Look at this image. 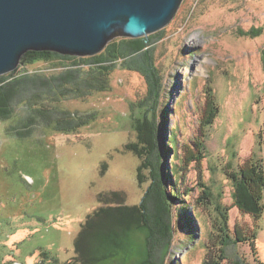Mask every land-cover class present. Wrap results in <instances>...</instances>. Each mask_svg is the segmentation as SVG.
I'll return each mask as SVG.
<instances>
[{
	"label": "rangeland",
	"instance_id": "374dc122",
	"mask_svg": "<svg viewBox=\"0 0 264 264\" xmlns=\"http://www.w3.org/2000/svg\"><path fill=\"white\" fill-rule=\"evenodd\" d=\"M138 39H144L143 52L127 54L126 61L139 72L118 65L111 91L60 104L72 114L96 115L78 133L39 128L43 123L38 121L31 136H15L10 127L25 123L31 114L26 102L14 103V121H0L3 262L53 264L57 258L72 264L81 225L103 206L99 194L123 192L127 205L140 204L150 183L139 185L140 161L124 147L136 142L132 115L148 94L143 72L154 75L157 67L162 78L161 134L166 139L176 136L183 161V173L175 180L182 193L175 214L183 220L177 223L164 264L264 262V216L258 221L235 206V189L226 175L250 159L264 165V0H184L169 25ZM46 67L20 64L17 75L21 79L27 71H56ZM212 103L219 114L207 125ZM174 153L167 164L164 160L165 170L171 169ZM104 163L108 169L103 176ZM203 184L212 190L218 206L206 204ZM219 207L228 209L233 240L237 229L247 237L257 231V254L248 242L230 244L225 255L220 252L224 234ZM183 213L193 218L188 225ZM144 238V233L133 231L121 240L123 250L104 264H137L146 249Z\"/></svg>",
	"mask_w": 264,
	"mask_h": 264
},
{
	"label": "trees",
	"instance_id": "16d2710c",
	"mask_svg": "<svg viewBox=\"0 0 264 264\" xmlns=\"http://www.w3.org/2000/svg\"><path fill=\"white\" fill-rule=\"evenodd\" d=\"M143 41L144 39H117L100 55L86 58L47 51L28 52L22 58V66L45 63L47 69L55 68L56 71L34 73L27 71L29 75L25 73L20 76L21 79L17 75L18 70L7 74L8 76H1L0 121H14V103L26 102L31 114L25 123L10 127L9 131L15 136L22 138L31 136L38 121L43 123L39 128L48 127L63 134L78 133L88 126L96 115L72 114L63 110L60 104L69 99L87 100L94 93L111 91V78L118 65L123 69L139 72L135 67H128L126 60L127 54L131 52L134 54L143 52L145 48ZM157 68L154 69V75L149 73L150 70L143 72L148 84V94L135 105L137 114L132 115L136 142H130L124 147L125 152L133 154L140 161L137 168L139 185L142 187L148 182L150 185L140 204L133 206L126 204L127 195L123 192L114 191L98 195V201L103 206L88 215L81 225V232L74 241L76 255L72 264H94L93 261L96 262L95 264H104L110 258L114 259L123 250L121 240L125 241L133 231L144 233L146 237L144 238L146 249L137 264H164L171 250L175 231L177 232V223L181 224L183 220L180 213L175 214L176 202H182V193L178 190L175 180H178L183 173V161L178 153L176 136L172 135L170 139H166V135L161 134L164 129L159 123L162 113V103L160 105L162 78ZM32 90H35V93L28 97V92ZM40 96H44L45 100L39 101ZM210 110L207 125L213 124L219 114V108L215 103L211 104ZM174 150L172 156L174 163L171 169L165 170L164 160L167 164L168 157ZM107 169L108 164L104 163L103 176ZM226 175L235 189L233 194L235 206L242 213L251 215L258 221L261 220L264 216V165L250 159L236 173ZM203 185L202 187L206 188L202 191L203 198L208 201L206 204L218 206L212 190L206 184ZM219 210L223 217L220 229L224 234L220 252L225 255L230 244L248 242L253 252L257 254V231L250 238L237 229L236 240H233L229 235L228 209L225 208L223 211L219 207ZM183 215L188 225V221H192L193 218L190 214L183 213ZM196 216L199 218L198 215ZM189 227L192 228L190 225ZM193 238L195 239L194 236ZM158 251L162 252L161 255ZM43 255L48 258L46 253ZM165 256L166 258L162 260ZM3 259L4 257L1 256L0 264H23L14 259L3 262ZM64 261L55 258V262L52 263L70 264V261L65 263ZM211 264L220 263L211 261ZM257 264L264 262L257 260Z\"/></svg>",
	"mask_w": 264,
	"mask_h": 264
},
{
	"label": "water",
	"instance_id": "95a60500",
	"mask_svg": "<svg viewBox=\"0 0 264 264\" xmlns=\"http://www.w3.org/2000/svg\"><path fill=\"white\" fill-rule=\"evenodd\" d=\"M184 0H0V77L31 51L93 57L165 28Z\"/></svg>",
	"mask_w": 264,
	"mask_h": 264
}]
</instances>
